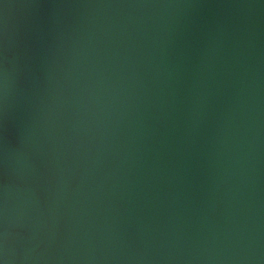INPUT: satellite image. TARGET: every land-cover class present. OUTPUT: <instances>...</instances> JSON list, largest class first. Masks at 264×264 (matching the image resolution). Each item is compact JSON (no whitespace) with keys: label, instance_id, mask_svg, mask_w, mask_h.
<instances>
[{"label":"water","instance_id":"1","mask_svg":"<svg viewBox=\"0 0 264 264\" xmlns=\"http://www.w3.org/2000/svg\"><path fill=\"white\" fill-rule=\"evenodd\" d=\"M0 264H264V0H0Z\"/></svg>","mask_w":264,"mask_h":264}]
</instances>
